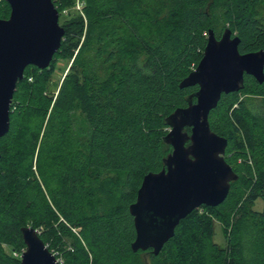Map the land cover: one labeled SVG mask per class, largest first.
<instances>
[{
	"label": "trees",
	"instance_id": "trees-1",
	"mask_svg": "<svg viewBox=\"0 0 264 264\" xmlns=\"http://www.w3.org/2000/svg\"><path fill=\"white\" fill-rule=\"evenodd\" d=\"M54 3L70 28L48 68L27 66L0 138V264H21L25 225L62 264H264V209L253 208L264 202V82L252 75L209 114L226 154L236 144L243 160L231 165L238 178L225 201L185 216L158 255L132 250L129 211L145 174L173 150L166 119L198 89L179 84L202 60L208 31L230 28L242 53L264 49V0ZM10 12L2 0L0 18ZM61 56L74 59L53 92L48 73ZM242 94L260 98V110Z\"/></svg>",
	"mask_w": 264,
	"mask_h": 264
},
{
	"label": "water",
	"instance_id": "water-1",
	"mask_svg": "<svg viewBox=\"0 0 264 264\" xmlns=\"http://www.w3.org/2000/svg\"><path fill=\"white\" fill-rule=\"evenodd\" d=\"M7 2L12 12L0 18V138L10 130L11 104L27 66L48 68L66 32L54 0ZM208 32L202 60L179 84L198 89L188 96L187 106L166 119L170 130L164 140L173 150L160 171L145 174L129 206L136 229L134 252L151 248L158 255L185 216L201 205L213 208L224 202L238 178L224 155L228 139L212 130L209 114L223 93L245 86L246 74L264 82V49L242 53L241 39L230 28L219 38L214 29ZM21 231L26 244L21 264H62L36 228L25 225Z\"/></svg>",
	"mask_w": 264,
	"mask_h": 264
},
{
	"label": "rangeland",
	"instance_id": "rangeland-1",
	"mask_svg": "<svg viewBox=\"0 0 264 264\" xmlns=\"http://www.w3.org/2000/svg\"><path fill=\"white\" fill-rule=\"evenodd\" d=\"M0 2H2V0H0ZM56 7L58 9H60V11L62 10L57 5H56ZM76 8L79 9V5H76ZM65 12H66V10H65ZM60 24L62 26H65V27L70 28L69 22L66 21V19L63 18L62 15H61V18H60ZM82 38H84V37H82ZM73 59H74V56L72 58L71 57L69 58V56L68 57H65V58H63L61 56V58H58L56 65L48 73V78H49L48 84H49V90L50 91L57 92V88L60 85L63 77L67 73V69L69 68V65L72 63ZM31 72H32V75H34V77H35V75L36 76H39L41 74L40 72L35 71V70H32V69H31ZM242 96H243V98H245L247 100V102L249 104V107L252 110H254L256 112H258L260 110V107H261L260 104H259V99L260 98H258V97H252V96L249 97V95H244V94H242ZM224 155L225 156L227 155L229 163L232 166H234V167L239 168V166L242 165V163H243V160L241 158V154L238 151V148H237L236 144L235 145L234 144H231V148H230L229 152L227 154L225 153ZM263 207H264V202H263L262 199H259L253 205V208L254 209H258V210L264 209ZM215 228H216V230H215L216 233H215V236H214V240L217 243H219V244H224L225 237L223 235L222 225L220 224L219 221H216L215 222Z\"/></svg>",
	"mask_w": 264,
	"mask_h": 264
}]
</instances>
